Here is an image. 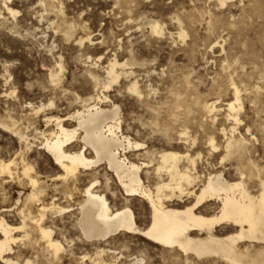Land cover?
Masks as SVG:
<instances>
[{"label": "rangeland", "instance_id": "obj_1", "mask_svg": "<svg viewBox=\"0 0 264 264\" xmlns=\"http://www.w3.org/2000/svg\"><path fill=\"white\" fill-rule=\"evenodd\" d=\"M127 1L10 0L9 7L18 12L12 18L4 9L3 0H0V95H4L0 98V118H5L8 113L14 119L17 118L19 130L28 135L32 147L26 154L20 155L24 151V144L14 134L0 129V159H15L19 163L23 157L40 175L41 182L46 177H54L58 171L53 161L40 150L43 138L39 134L45 131L47 135L55 130L54 123L46 125L45 118H67L75 109L78 110L80 107L73 105V95L87 98L94 94L93 88L84 81L86 66L100 58L97 64L104 67L109 60L116 58L120 63L134 62V66L126 68L131 69L134 76L123 80L105 94L120 106L124 133L146 147L137 152L141 157H131L136 163L147 161L146 157H142L145 152L174 151L182 154L190 150L189 154L193 157L201 154L202 162L210 158L208 162L217 164L223 151L220 149L218 153L212 154L207 141L209 137H214L219 147L223 145L218 129L231 127L225 119L224 105L232 97L229 93L218 94L213 87L218 82L226 83L229 73L241 90L243 109L239 114L242 123L238 132L246 138L248 145L240 154L233 155L234 158L232 156L224 164L225 167L219 170L224 169V174L230 181H237V168H243L247 175L244 180L246 185L257 192V180L250 175L256 174L258 170L260 177L264 178V0ZM219 1H226V5L220 7ZM177 19L181 22L180 27L187 33L185 42L178 38ZM147 20L161 22L165 36H150L145 24ZM3 21L5 25L2 24ZM6 25L8 28L16 27L18 33L13 34L6 29ZM69 25L72 30L76 29L73 31L74 35L72 33L75 37H70L68 43L54 29ZM79 38L85 40L81 47L76 43ZM59 56L62 57L64 67V83L55 92L48 82L47 70L58 61ZM86 56L94 60H88ZM6 66L11 67L8 73H5ZM100 75L104 76L102 71ZM129 80L138 81L145 97L139 99L128 93L126 86ZM186 80L191 83L193 93L202 102L218 100L220 112L216 113V122L212 124L210 118L195 112L197 106H186L184 111L187 113L183 114L194 119H186L184 125L188 134L179 140V133H168L166 128L165 132L162 122L166 116L165 109L174 97L173 88H183ZM181 82L183 84L179 85ZM67 91L70 93L67 94ZM51 99L55 101L52 100V108H45L48 111L40 113L41 117L40 114L37 117L31 116L28 104L35 109L40 104H45L46 107ZM156 121L159 123L155 124ZM78 146L74 144L72 147L78 149ZM209 154L212 155L209 157ZM87 156L93 157L92 153ZM200 162L197 165L199 172L205 167ZM98 173L94 175L90 171H82L78 189L83 190L97 177L103 183L102 172ZM45 184L49 186L46 196L41 199L45 205L54 201L61 207H71L74 210L66 214L50 212L45 219L46 226L56 233L66 251L59 261L53 262L43 248L31 249L28 241H19L12 247L16 253L13 256L19 257L20 264L27 259L32 260V264H90L88 257H94L100 246L121 252L124 258L118 264H130L134 257L144 259L146 264H176L171 253L128 236L119 235L110 240L108 246L82 241L74 228L75 203L81 200L80 196L74 193L73 199L76 201L70 202L67 195L62 193L63 187L60 184L57 185V191L54 183L47 181ZM28 188L15 182L3 184L0 180V219L3 218L12 227L20 224L18 211L23 208L24 199L31 191ZM65 191L74 192L71 188ZM115 192L120 196L119 191ZM113 203L118 207L122 205L121 202ZM131 206L138 217H142L146 211L141 201H132ZM28 207L32 215L36 216L38 206L28 204ZM83 257L86 258L83 260ZM107 259L110 260L109 257Z\"/></svg>", "mask_w": 264, "mask_h": 264}, {"label": "bare ground", "instance_id": "obj_2", "mask_svg": "<svg viewBox=\"0 0 264 264\" xmlns=\"http://www.w3.org/2000/svg\"><path fill=\"white\" fill-rule=\"evenodd\" d=\"M226 1H219L220 7L226 5ZM9 2L10 0H3L4 9L15 18L18 12L9 7ZM1 15L0 12V17ZM4 22L2 24L5 25ZM177 22L178 38L185 42L187 33L180 27L181 22L178 19ZM160 23L152 20L145 22L150 36H165V30ZM70 25L56 27L54 30L61 39L68 41L76 29L72 30ZM6 29L13 34L18 33L16 27L8 28L6 25ZM84 41L79 38L76 43L81 47ZM86 57L92 60L90 56ZM61 60L62 57L59 56L58 61L53 66L49 65L47 70L48 82L54 90L60 89L63 81L64 67ZM99 61L100 58L92 64L89 62L91 65L86 66L84 70V81L93 88L94 94L87 98L74 94L71 99L74 100L73 105L80 107L78 110L75 109L67 118L50 117L44 120L46 125L54 123L55 127V130L47 135L45 131L39 134L43 138L40 150L50 157L58 171L54 177H46L41 182L40 175L23 157L19 163L15 159H0V180L3 184L15 182L21 187L28 186L31 190L24 199L23 208L18 211L20 224L17 227L8 225L3 218L0 219V264H20L19 257H14L16 253L12 246L23 240L28 241V247L31 249L43 248L53 262L59 261L66 251L56 233L46 226L45 219L50 212L66 214L74 210H71V207H61L54 201L50 205L42 202L41 199L46 196V190L49 188L45 184L47 181L54 183L56 191L57 185L60 184L63 187L62 193L67 195L66 198L70 202L76 201L73 199L74 193L80 196L81 200L75 203L74 228L86 243L108 246L110 240L122 235L142 240L148 245L163 249V252L171 253L176 264H264V178L260 177L258 170L256 174L250 175L257 180V192H253L244 181L247 175L243 168H237V181H230L224 174V169L219 170L233 155L240 154L248 145L246 138L238 132L242 123L239 114L243 105L240 87L231 75H225L228 80L226 83L218 82L219 78V84L213 87L218 94L229 93L232 97L224 105L225 119L231 127L218 129L223 138V145L219 147L214 137H209L207 141L212 154L218 153L220 149L223 151L217 164L208 162L210 158L202 162L201 154L193 157L189 154V149L182 154L174 151L145 152L142 157H146L147 161L136 163L131 157H141L137 152L145 150L146 147L124 133L120 106L105 94L123 80L134 76L131 69H126L134 66V62L120 63L113 58L106 66L101 67L97 64ZM9 67L6 66L5 73H8ZM101 71L103 77L100 75ZM182 84L181 82L179 85ZM138 85V81L133 80L126 87L128 93L140 99L144 95ZM192 87L188 80L181 89L172 87L175 89L172 92L174 97L164 113V129L166 128L168 133H179V140L188 134L184 125L186 119H194L183 114L186 112V106H197L195 112L210 118L212 124L216 122V113L220 112L217 107L218 100L202 102L197 94L193 93ZM68 93L70 92L67 91ZM3 97L4 95H0V98ZM52 100L54 101L51 99L46 107L45 104H40L36 109L28 104L31 116L37 117L45 108H52L55 102ZM16 119L8 113L5 118H0V129L14 134L20 143L24 144V151L20 153L23 155L32 147L28 135L19 130ZM74 144L79 145V148L74 149ZM88 153H92L93 157H88ZM212 154H209V157ZM198 161L204 163L203 171L197 170ZM252 166L255 165L252 163ZM82 171H90L94 175L101 171L103 183L99 182L97 177L83 190L78 189ZM68 188L74 192L65 191ZM115 191H119L120 196ZM132 201L144 203L146 211L142 217H138L134 212ZM113 202H121L122 205L118 207ZM28 204L38 206L36 216L32 215ZM100 247H97L94 257H88L90 264H118L124 258L116 249ZM31 261L27 259L23 264H32ZM130 264L146 262L142 258L134 257Z\"/></svg>", "mask_w": 264, "mask_h": 264}, {"label": "snow or ice", "instance_id": "obj_3", "mask_svg": "<svg viewBox=\"0 0 264 264\" xmlns=\"http://www.w3.org/2000/svg\"><path fill=\"white\" fill-rule=\"evenodd\" d=\"M222 163V162H221ZM131 230V229H130Z\"/></svg>", "mask_w": 264, "mask_h": 264}]
</instances>
